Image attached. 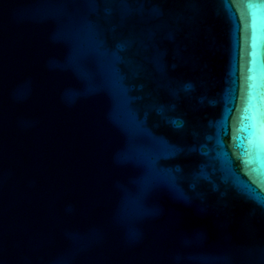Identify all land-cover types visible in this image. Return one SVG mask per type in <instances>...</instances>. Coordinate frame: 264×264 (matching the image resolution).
Here are the masks:
<instances>
[{
  "label": "water",
  "instance_id": "water-1",
  "mask_svg": "<svg viewBox=\"0 0 264 264\" xmlns=\"http://www.w3.org/2000/svg\"><path fill=\"white\" fill-rule=\"evenodd\" d=\"M0 264H264V0H0Z\"/></svg>",
  "mask_w": 264,
  "mask_h": 264
}]
</instances>
